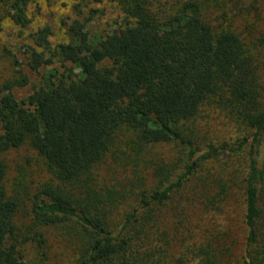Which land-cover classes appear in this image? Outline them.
<instances>
[{
    "label": "trees",
    "instance_id": "16d2710c",
    "mask_svg": "<svg viewBox=\"0 0 264 264\" xmlns=\"http://www.w3.org/2000/svg\"><path fill=\"white\" fill-rule=\"evenodd\" d=\"M32 1L0 0V28L4 19L27 26ZM107 1L125 15L117 32L92 36L87 24L97 10H90L67 25L68 42L51 49V30L44 26L34 40L49 55L30 48L29 69L55 59L72 66L50 70L23 99L12 90L27 85L26 75L0 85V264H38L25 259L23 245L43 255L46 229L72 219L83 229L76 264H168V238L156 211L196 177L201 161L237 155L248 143H209L198 155L191 123L207 106L252 130L247 170L238 182L246 231L242 264H264V64L249 25L258 9L229 0ZM171 142L184 148L180 163L151 156L149 146ZM24 145L50 175L31 193L25 181L12 189L6 181L4 155ZM107 160L124 172L142 167L148 181L137 174L126 193L98 185ZM217 194H228L226 182ZM128 198L131 210L112 229L109 215ZM227 237L208 238L193 264H220ZM176 264L186 263L180 257Z\"/></svg>",
    "mask_w": 264,
    "mask_h": 264
},
{
    "label": "rangeland",
    "instance_id": "374dc122",
    "mask_svg": "<svg viewBox=\"0 0 264 264\" xmlns=\"http://www.w3.org/2000/svg\"><path fill=\"white\" fill-rule=\"evenodd\" d=\"M236 3L241 6L252 3L258 9L257 16L249 17V25L251 34L261 45L264 64V0H229V5ZM75 5H79L76 10L73 8ZM90 10H97L87 24L92 36L117 32L125 23V15L114 3L107 0H33L27 7V15L31 20L27 26L21 27L10 19H4L0 28V85L7 80H15L20 75H26L27 85L12 90L17 99H23L44 84L50 70L56 69L60 72L71 67L70 63L55 59L52 64L42 66L37 71L30 70L27 66L30 48L43 50L35 43L34 34L38 29L48 26L51 30L48 36L49 47L52 49L59 43L68 42L67 25L71 20L87 17ZM43 52L46 57L49 55L47 49ZM261 80L264 81V66ZM191 125L194 142L202 148L198 155L205 151V146L209 143L235 145L244 138H248V143L237 155L221 153L201 161L202 165L196 177L170 203L156 211L163 220L160 231L168 238H164L168 240V264H176L180 257L184 258L186 264H193L200 259L201 248L207 243V239L222 233L228 235L224 239L228 251L220 259V264H242L246 231L243 224L242 192L238 182L247 170L246 154L252 130L228 112L209 106L203 108L200 116ZM148 149H151V156L163 158L170 164H178L184 159V148L174 142L149 146ZM4 159L9 189L25 181L31 193L50 179L42 160L27 145L9 151ZM105 165L107 166L102 167L97 175L98 185H106L126 193L129 191L128 182L136 179L137 174L144 178V183L148 181L142 167L138 173H133L132 168L124 172L120 167H109V160ZM204 182L208 186L203 187ZM222 182L228 185L226 196L217 194ZM197 183L199 188L203 187L202 190L196 188ZM131 208V199L128 198L112 211L110 220L108 219L112 229L120 227L125 213ZM82 230L75 219L46 229L44 254L41 255L35 245L26 243L23 245L25 259L38 264H76L82 255ZM188 247L194 252L189 253Z\"/></svg>",
    "mask_w": 264,
    "mask_h": 264
}]
</instances>
